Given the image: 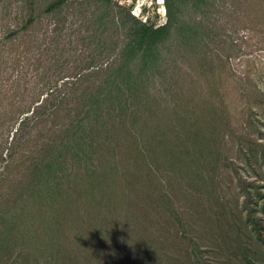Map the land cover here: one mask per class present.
<instances>
[{
	"label": "rangeland",
	"instance_id": "1",
	"mask_svg": "<svg viewBox=\"0 0 264 264\" xmlns=\"http://www.w3.org/2000/svg\"><path fill=\"white\" fill-rule=\"evenodd\" d=\"M55 1L0 0V264H37L36 259L47 264L46 255L52 250L39 246L31 257L30 236L43 238L44 229L55 221L61 224L63 241L59 259L60 248L53 247L57 250L51 256V261L56 259L53 264H110L109 259L113 264H169L171 257L172 264H264V244L250 223L256 220L264 235V0H211L202 19L204 44L198 40L179 44L171 37L161 47L160 72L150 78L147 90L151 107L158 112L155 121L162 127L137 129L138 153L143 149L144 160L133 150L112 154L107 164L117 175L104 182L101 194L106 198L84 192L86 182L79 181L83 164L70 161L62 187L50 194L51 200L42 197L39 203L35 188L30 191V170L46 156L42 145L50 137V118L19 121L44 102L54 83L76 77L80 68L111 56L135 21L158 25L166 20L164 0H66L57 10L46 12ZM104 9L106 24L91 20ZM194 16L199 18L188 8L182 17L189 21ZM111 18L124 22V27L115 28ZM207 103L218 109L216 122ZM177 117H187V124L198 120L202 128L216 126L222 209L214 207L216 198L205 197L201 188L184 189L178 180L174 186L169 180L173 173L165 176L170 157H164L160 148H149L163 131L171 141L186 139L185 133L175 135L170 127ZM153 152L159 157L150 159ZM208 159L210 165L215 161ZM145 164L151 165V191L136 181L139 166ZM155 181L172 195L176 219L187 223L184 228L172 226L164 232L161 202L152 208L156 199L149 196L157 188ZM202 197L205 201L196 206ZM67 198L76 201L68 211L62 203ZM43 213L48 223L39 218ZM105 218L112 234L107 239L100 230ZM22 232L27 236L20 247L15 242ZM153 236L157 243L148 255L144 244ZM189 237L194 241L187 242ZM96 249L100 251L93 254Z\"/></svg>",
	"mask_w": 264,
	"mask_h": 264
},
{
	"label": "trees",
	"instance_id": "2",
	"mask_svg": "<svg viewBox=\"0 0 264 264\" xmlns=\"http://www.w3.org/2000/svg\"><path fill=\"white\" fill-rule=\"evenodd\" d=\"M210 1L164 0L166 20L163 24L153 25L146 21H135L127 28L125 40L119 46H116V49L112 50L111 56L99 63H94L93 66L80 68L79 72H76V77L69 79L67 76L68 78L62 80L59 84L54 83L52 88L47 90L44 102L39 104L42 105L41 111L38 110L39 105H37L29 115L19 121L20 124H23L30 120L36 122V120L43 121L50 118V125L47 130L50 137L42 145V150L46 152V156L43 158L41 156V159L37 160L39 162L35 161L30 170V191L35 188L34 193L38 195L39 203L43 201L42 197L48 199V201L51 200L50 194H55L60 186L62 187V180L66 174V164L70 161L75 162L77 166L80 163L83 164L82 167H79V169H84L79 181L82 183L86 182V186L83 188L84 192L91 195L92 198L98 194L106 198V195L101 194L103 193L102 190H104V182L117 175V171L111 169L107 164L112 154H116L122 149L125 152L133 150L136 154H139L141 160H144L143 149H140L138 153L141 140L139 134H137V129L157 131L162 127L157 125L155 121L157 117L155 113L158 112L156 109H152V99L149 98L147 90L150 78L160 72L163 60L161 47L171 37L177 38L179 44L187 45L196 40L204 44L205 37L202 38L204 33L202 28L205 24L202 19ZM65 2L66 0H56L49 4L45 11L53 12ZM188 8L193 11L194 15H198L199 18L194 16L193 19L185 21L182 16L184 10ZM106 14L107 9H104L91 20L99 23L105 21L106 24L108 22L105 17ZM109 23L115 25V28H123L125 24L122 21L116 22L114 18H111ZM91 61L93 59L89 63ZM91 77L100 78L101 80L83 85L81 80ZM35 109L36 111L34 112ZM206 110L212 117L213 122H216V117L214 116L219 115L216 105L209 103ZM186 118L177 117L176 122L170 126H174L175 135L185 133L186 139L181 143L177 140L171 141L166 131H163L153 138L155 145L149 146V148H152V151L160 148L163 150L164 157H170V168L166 170L165 176L173 173L169 180L173 181L174 186H176L174 181L178 180V184L184 189H193L195 191L201 188L205 197L213 196V198H216L213 206L222 209L224 201H222L223 203L220 201L219 179L217 178L216 170V160H220V157H218L220 140L213 137L216 126L213 129L210 126L202 128L198 120H194V124H187L188 119ZM217 127L219 126L217 125ZM110 145L113 146V149H111ZM178 146L181 147L179 148L181 150H175V147ZM143 147L145 146L143 145ZM190 147H192L191 151L189 150ZM93 157L95 159L94 162L97 161L95 164L94 162L92 163ZM158 157L156 152H153L150 159ZM208 157L215 160L211 165L208 162ZM149 167H151L150 164H145L143 168L139 166L136 181L141 188L146 187L148 191H151L149 183H152V172ZM171 167H175L176 172ZM207 167L210 168L207 169ZM145 168L146 172L144 173ZM177 168L183 171V176ZM79 173L77 174L78 176H80ZM161 184V181H155L154 185L157 188L154 190V194L153 191L149 193L150 198L156 199L152 208L158 206L159 202H161L163 207L164 219L162 222L160 221V225L165 226L164 232L169 231L172 226L184 228L187 223L180 221L179 218L176 219L178 210L171 203L172 195L163 188H159ZM256 193L258 194V191ZM204 201L203 197L201 201L198 199L199 203L196 206H201ZM62 203L65 206V210L68 211L75 205L76 201L67 198L66 200L63 199ZM104 207H106L105 203ZM214 207H212V204L208 205L209 209ZM261 211L264 212V206H262ZM171 215L175 217V220L171 219ZM39 218L48 223V218L44 213ZM109 222V219L105 218L101 225L103 227L100 230L102 235H104V239L112 236ZM250 223H252V232L264 244V235L262 230L258 228V222L251 220ZM52 227L48 224L47 228L44 229L43 238H33L32 236L31 239L30 236V241H34L30 252L31 257L32 253L39 249V246H44V248L49 246L50 250H52L46 255L47 264H53V260L59 259L63 241L61 224L55 221ZM15 228L16 225L12 224V230ZM135 229H138V227ZM154 234L152 232V235ZM182 235L185 241L187 239L186 235L184 233ZM26 236V233H20L15 245L18 244L23 247L24 244L20 243L24 240L26 241ZM155 239L157 237L153 236V238L145 242L146 254L151 255L153 253V243H157ZM189 241L193 242L194 240L189 237L187 242ZM37 242L41 245H38ZM53 247L60 249H58L57 258L54 259L53 257L51 261V256L57 251L55 248L53 250ZM99 251L96 249L93 254ZM89 254L92 255V252ZM172 259L171 257L167 262L172 264ZM22 261L27 260L23 259ZM108 261V263L113 264L110 259ZM15 263L12 261V264ZM35 263H39L37 259Z\"/></svg>",
	"mask_w": 264,
	"mask_h": 264
}]
</instances>
